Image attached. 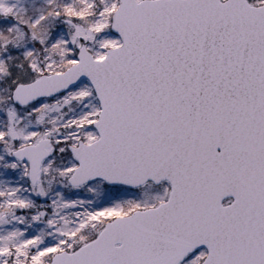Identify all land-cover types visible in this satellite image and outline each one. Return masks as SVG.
<instances>
[{"label":"snow or ice","instance_id":"6c2138e0","mask_svg":"<svg viewBox=\"0 0 264 264\" xmlns=\"http://www.w3.org/2000/svg\"><path fill=\"white\" fill-rule=\"evenodd\" d=\"M0 264H264V0H0Z\"/></svg>","mask_w":264,"mask_h":264}]
</instances>
